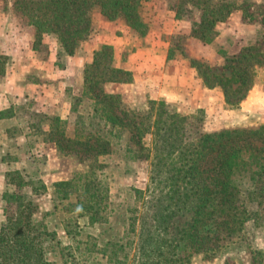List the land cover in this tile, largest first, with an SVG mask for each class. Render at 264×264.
<instances>
[{
    "label": "rangeland",
    "instance_id": "rangeland-1",
    "mask_svg": "<svg viewBox=\"0 0 264 264\" xmlns=\"http://www.w3.org/2000/svg\"><path fill=\"white\" fill-rule=\"evenodd\" d=\"M229 1L234 9L224 22L216 25L210 43L190 37L199 12L186 11L187 7H180V0L145 2L141 8L144 33L132 30L121 20H106L95 8L90 16L89 35L71 56L72 68L68 70L69 57L57 59L55 36L46 34L38 41L35 28L14 9V0H0V53L8 58L5 73L0 75V94L5 92L9 97L3 101L6 109L0 111V225L4 221L2 195L14 189L6 184V174L18 172L24 182L21 192L36 205V220L52 234V241L46 246L49 261L139 264L152 251L165 252L164 242L174 238L180 228L177 226L188 221L189 214L182 210L178 217H171L176 208L168 199L160 198V191L150 182V161L135 158L125 132L107 133L92 124V107L81 96L83 70L102 44L113 48L115 65L124 70L126 64L137 68L138 60L143 63L138 58L131 66V58L137 53L152 60L161 57L164 86L179 87L184 76L189 77V83L178 97L158 101H164L170 111L187 116L194 127L213 133L264 125L263 68L256 69L254 86L246 98L231 109L225 105L219 88L203 86L196 64H192L205 63L219 72L225 60L243 48L264 59V0ZM146 72L145 69L141 76ZM131 73L132 83L110 84L105 90L120 94L128 109L144 111L151 87L136 85ZM38 82L57 93L55 104L64 116L62 122L52 123L50 118L57 115L48 117L35 91L27 88ZM20 87L26 88L23 95H15ZM50 126L57 134L79 142L90 135L104 137L109 141V153L93 158L79 147L60 150L53 142L58 135L49 136ZM64 181L74 182L70 191L54 186ZM84 182L92 184L85 194ZM78 200L96 201L97 220L90 222L85 216L79 217ZM260 202L249 205L258 215L245 224L241 240L227 242L215 255L191 254L190 264H264V200ZM159 215H167L168 219ZM156 218L159 223L154 221ZM176 244L179 242L173 243ZM183 257L185 253L177 249L175 260Z\"/></svg>",
    "mask_w": 264,
    "mask_h": 264
},
{
    "label": "trees",
    "instance_id": "trees-1",
    "mask_svg": "<svg viewBox=\"0 0 264 264\" xmlns=\"http://www.w3.org/2000/svg\"><path fill=\"white\" fill-rule=\"evenodd\" d=\"M147 1L14 0V9L35 28L38 41L46 34L55 36L59 60L73 56L88 37L90 16L95 8L106 20H121L132 30L144 33L146 25L141 8ZM180 1V7H187L186 11L199 12L190 37L203 43L212 42L216 25L224 22L234 9L229 0ZM250 50L243 48L226 59L219 72L205 63L192 62L196 64L203 86L219 88L228 108L240 105L254 86L256 69H264V59L257 53H249ZM7 60L0 53V75L5 73ZM132 81L131 72L115 65L110 45L102 44L93 52L92 60L83 70L81 93L92 107V124L107 133L125 132L134 147L135 158L150 161V182L160 191V198L168 199L173 209L176 208L171 217H178L182 210L189 214L188 221L177 226L180 228L174 238L164 242L165 252L152 251L151 256H144L139 264H190L191 254L215 255L227 242L233 243L235 238L241 240L245 224L258 215L249 205H260L264 200V125L205 133L200 126L194 127L187 116L170 111L164 101L149 100L146 110H130L120 94L105 90L107 85ZM50 120L52 123L63 121L59 117ZM48 133L58 135L53 142L60 150L68 147L73 151L74 147H79L93 158L109 153V141L99 135H90L79 142L57 134L52 126ZM91 182L82 184L84 194ZM6 184L14 189L2 195L0 264H55L46 257V246L52 241V234L36 220V205L21 192L22 177L18 172H10L6 174ZM54 186L70 191L74 182L64 181ZM136 193L141 195L138 190ZM77 203L81 211L79 217L95 221L96 201L78 200ZM158 217L168 219L167 215ZM157 218L154 221L159 223ZM177 242L179 245H173ZM177 249L185 253L179 261L175 260Z\"/></svg>",
    "mask_w": 264,
    "mask_h": 264
},
{
    "label": "crops",
    "instance_id": "crops-1",
    "mask_svg": "<svg viewBox=\"0 0 264 264\" xmlns=\"http://www.w3.org/2000/svg\"><path fill=\"white\" fill-rule=\"evenodd\" d=\"M151 51H148L149 54ZM142 54L137 53L135 58H131L132 59L131 60V66L134 63V61H137L135 59L139 58V59H143L145 61V62L143 61V63H140V61L138 60L136 62V64L139 67L130 68L127 66V64L125 65L126 67H128V68L125 67L126 70H130L131 72L134 73V78L136 79V85H140L142 87L148 85L149 87H151V90L149 91V93H150L149 99L150 100L171 101L173 97H178L179 93L181 94V92H183V89L188 86L189 77L184 76V80H183V82H181L179 87H175L174 89H169L168 87L164 86V83H163V79L165 77L164 69H162V67L164 65V59L161 57L155 56L152 60L150 58H144L146 54H143V55ZM72 58L73 57H69L70 63L67 65L68 70H70L72 68V65H71ZM150 61H151V63H149ZM152 63H154V64H152ZM145 69L147 71L146 75L141 76V73ZM138 70H140L141 72ZM151 74H154L153 78H151ZM155 79H156V82H155ZM37 87H38V91L36 90ZM27 88L33 89L35 91L38 102L40 103L41 106H43L42 111H44V113H46V115L48 117L52 116V115H57L56 117L60 116L61 117V118L59 117L60 119L64 118V116L59 111L58 105L55 104L56 103V101H55L56 96L55 95L57 93L53 89H51V90H50V88L47 89V85H45L44 83H39V82H38V85H33V86L27 85ZM25 90H26V88L20 87V89L16 90L14 92V94L20 95ZM6 93H7V91H6ZM21 95H23V94H21ZM8 98L9 97L7 95H5V92L0 94V111L6 109L7 106L4 105L3 101H6Z\"/></svg>",
    "mask_w": 264,
    "mask_h": 264
}]
</instances>
